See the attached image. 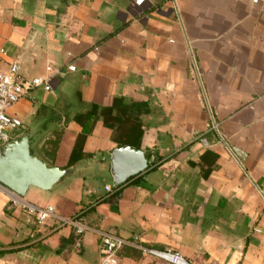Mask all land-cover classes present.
Returning a JSON list of instances; mask_svg holds the SVG:
<instances>
[{
    "label": "crops",
    "instance_id": "crops-1",
    "mask_svg": "<svg viewBox=\"0 0 264 264\" xmlns=\"http://www.w3.org/2000/svg\"><path fill=\"white\" fill-rule=\"evenodd\" d=\"M14 62L53 78L9 109L17 135L67 173L21 199L87 229L0 191V264H100L101 233L128 242L119 264H264V0H0V73ZM119 147L153 165L114 187Z\"/></svg>",
    "mask_w": 264,
    "mask_h": 264
},
{
    "label": "built area",
    "instance_id": "built-area-1",
    "mask_svg": "<svg viewBox=\"0 0 264 264\" xmlns=\"http://www.w3.org/2000/svg\"><path fill=\"white\" fill-rule=\"evenodd\" d=\"M75 69L74 66L68 67V70L72 72ZM52 90V76L27 78L22 74L21 65L16 62L12 63L7 71L0 73V145L4 146L10 142V137L23 126L19 118L9 114V109L24 100L37 104L39 91L50 93ZM0 191L6 193L13 207H21L30 213H35L39 225H44L49 219H54L61 226L75 229L78 234L84 233L87 229L82 222L81 215L72 218L62 217L57 214L53 206L37 208L24 203L20 195L2 184H0ZM106 191L112 192V188L107 186ZM126 245L128 242L116 235L101 233L100 264H119L118 254ZM145 252L170 264H188L176 251L147 249Z\"/></svg>",
    "mask_w": 264,
    "mask_h": 264
},
{
    "label": "water",
    "instance_id": "water-1",
    "mask_svg": "<svg viewBox=\"0 0 264 264\" xmlns=\"http://www.w3.org/2000/svg\"><path fill=\"white\" fill-rule=\"evenodd\" d=\"M114 187L153 165V158L130 147L112 151ZM66 170L50 166L32 152L30 133L25 132L0 149V184L24 197L30 187L50 191L66 177Z\"/></svg>",
    "mask_w": 264,
    "mask_h": 264
},
{
    "label": "trees",
    "instance_id": "trees-1",
    "mask_svg": "<svg viewBox=\"0 0 264 264\" xmlns=\"http://www.w3.org/2000/svg\"><path fill=\"white\" fill-rule=\"evenodd\" d=\"M119 142H120V143H124L123 141H120V140H119ZM73 154H74V152H73ZM73 154H72V156H71V159H70V161H69V163H68L67 168H70V167H72L73 165H75L76 162H77V160H78L76 157H74Z\"/></svg>",
    "mask_w": 264,
    "mask_h": 264
},
{
    "label": "rangeland",
    "instance_id": "rangeland-1",
    "mask_svg": "<svg viewBox=\"0 0 264 264\" xmlns=\"http://www.w3.org/2000/svg\"><path fill=\"white\" fill-rule=\"evenodd\" d=\"M19 131H20V130H19ZM19 131H18V132H19ZM18 132H17V133L15 132V133L10 137V139H11V140L15 139V138L18 136V135H17ZM1 148H2V145H0V149H1ZM32 152H34V148L32 149ZM34 153H35V152H34Z\"/></svg>",
    "mask_w": 264,
    "mask_h": 264
}]
</instances>
